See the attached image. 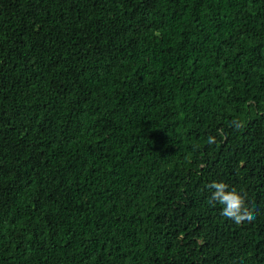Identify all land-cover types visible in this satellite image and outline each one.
<instances>
[{"label":"trees","instance_id":"16d2710c","mask_svg":"<svg viewBox=\"0 0 264 264\" xmlns=\"http://www.w3.org/2000/svg\"><path fill=\"white\" fill-rule=\"evenodd\" d=\"M0 264H264V0H0Z\"/></svg>","mask_w":264,"mask_h":264},{"label":"clouds","instance_id":"9594fccd","mask_svg":"<svg viewBox=\"0 0 264 264\" xmlns=\"http://www.w3.org/2000/svg\"><path fill=\"white\" fill-rule=\"evenodd\" d=\"M208 143H215L214 137H209ZM214 190L208 203L215 207L216 204L222 206L221 215L236 225L251 223L254 219V213L245 203V196L235 188L229 189V185L223 182H212L206 186Z\"/></svg>","mask_w":264,"mask_h":264}]
</instances>
